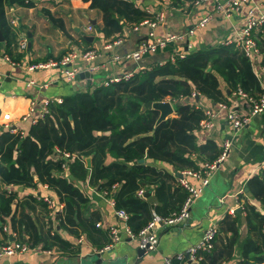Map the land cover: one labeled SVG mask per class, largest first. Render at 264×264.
Returning a JSON list of instances; mask_svg holds the SVG:
<instances>
[{"label":"crops","instance_id":"1","mask_svg":"<svg viewBox=\"0 0 264 264\" xmlns=\"http://www.w3.org/2000/svg\"><path fill=\"white\" fill-rule=\"evenodd\" d=\"M91 1L32 0V5L6 3L5 14L18 41L15 51L22 54L17 61L8 60L3 57L4 53L0 52V149L6 150L11 143V140L6 138L7 132L19 133L25 137L33 125L42 119L32 121L24 118L32 100L49 99L51 103L61 104L65 96L92 91L105 79L122 77L126 73L137 72L168 60L174 62L175 60L170 59L172 54L184 53L186 56L199 49L224 44L225 38L232 36L243 26L250 8L256 6L257 11H264V0H250L230 15L217 11L213 0L198 3L196 0H128L144 12L155 13L160 8L163 9V20L153 27L145 21L147 17L136 23L137 20L127 19L118 11H114L115 18L119 19L120 29L109 25L112 32L107 34L104 29V11L99 6H91ZM208 14V22L204 26H198L199 21ZM12 18H16V24L12 22ZM89 25H92L91 29L88 28ZM263 31L264 27L255 30L260 53L250 58L257 77L256 84L259 82L262 88L261 91L251 88L257 91L254 94L264 90V39L261 38ZM171 33H176L179 37L157 51L144 53L140 59H115L116 55L123 56L148 42L155 41L159 36ZM86 34L93 37L85 38ZM23 36H26L29 42L25 50H21L19 46V40ZM116 39L120 41L114 42ZM4 41V32L0 28L2 50ZM109 42H113L111 47H108ZM72 49L78 51V56L70 66L79 69L73 79L64 77L55 66L30 68L37 62L58 60ZM89 49L96 51L97 55L92 63L100 65L97 73L88 69V61L83 57V53ZM211 68V65L207 67ZM212 70L218 78L223 97L227 98L230 106L248 114L251 108L249 99L236 93L237 89L232 90L224 76L217 70ZM87 71L92 76H88ZM31 80H34V83ZM59 98L62 99L61 102L57 101ZM164 100H170L174 106V112L167 118L177 115V106L183 102H195L204 110L206 106L214 107L218 103L200 92L182 99L168 96ZM146 108L153 107L145 102L142 109ZM6 112L10 113L9 127L4 125L7 121L3 117ZM158 112L160 114V110ZM70 119H73L72 115ZM96 133L102 134L103 131L97 130ZM193 133L198 146L209 144L201 153L199 150L191 153L195 160L193 167L198 165L199 168L216 155L214 160L217 159L226 140L230 141L228 155L213 171L209 184L204 187L192 206L187 223L162 226L157 246L141 254L139 238L128 234V218L124 219L117 214V203H112V200L117 202L115 194L120 191L122 184L117 182L112 189L106 191L93 182V167L98 162L94 153L83 154L80 158L82 164H77L75 159H67L59 148L54 147L45 158V161L64 160L62 170L53 173L65 177L86 198V203H82L80 207L78 224L71 225L65 218L66 200L61 201L57 193L60 184L39 180L36 175L35 185L4 181L2 171L7 172L6 168L11 166L20 167V161H17L20 148L17 144L13 149L11 161L4 162V167L0 166V211L5 220L3 228L0 229V244L22 238L27 243L32 241L34 245H29L30 248L25 252L0 258V264H81L79 261L84 264H163L166 256L172 257L177 264H197L194 261L202 259V256L191 260L190 249L201 243L206 229L212 226L218 228L214 236V248L207 252L202 251L204 259L201 264H219L221 261L226 264H264V225L262 226L259 216L255 214L260 212L264 215V193H257L264 191V166L260 165L264 158V112L254 115L246 125L238 129L230 126L221 112L214 117L211 126L201 129L199 122ZM140 159L139 162H148L162 171V181H144L143 193L136 191V197L144 202L143 205H131L126 201L125 193L121 196V203L135 207L132 214L135 225L147 219L153 209L166 214L181 206L186 189L181 186V176L177 172L192 167L184 166L181 170L167 161L146 156L143 161ZM116 160L117 158L108 152L102 162L104 165H110ZM29 170L33 172L34 165H30ZM150 176L155 178L154 174ZM189 179L195 184L199 183L193 176H189ZM160 183L165 186L159 188ZM45 197L54 199L58 208L52 210ZM22 219H27V223H20ZM97 222L101 225L95 224ZM112 225L118 227L121 239L111 248L100 252L98 249L111 241L108 229ZM36 230L42 233L39 238L35 235ZM47 234H58L70 242V247L75 251L57 243L47 246L46 243L53 241L52 238L44 239ZM98 253H101V256ZM180 256L182 258H179ZM100 258L102 262L97 263ZM256 258H262V262H257Z\"/></svg>","mask_w":264,"mask_h":264},{"label":"trees","instance_id":"2","mask_svg":"<svg viewBox=\"0 0 264 264\" xmlns=\"http://www.w3.org/2000/svg\"><path fill=\"white\" fill-rule=\"evenodd\" d=\"M15 2L32 5V0H0V28L5 36L4 48L0 49V52L9 54L12 59L18 61L22 53L15 51L18 42L16 33L11 28L5 14L6 3ZM91 6H99L104 11V29L107 34L112 32L109 25L115 26L117 30L120 29L119 19L115 18L114 11H118L127 19L137 20L136 23L145 17L155 18V13L144 12L128 0H92ZM261 27H264V24ZM254 37L258 44L255 31ZM261 38L264 39V31L261 33ZM209 65L211 69H207ZM212 69L224 76L232 90L241 88L249 95L256 97L261 93L254 94L262 88L259 82L256 84L255 78L257 77L250 57L235 43H224L208 49H199L177 58L174 62L168 60L162 64H154L134 72L129 77L111 81L107 85L101 83L92 91L76 92L65 96L61 104L51 103L50 113L39 119L25 137L20 136L19 133L7 132L6 138L10 139L11 143L6 150L0 149L2 158L0 166L4 167L3 165H6L4 162L11 161L13 149L19 144L20 154L17 161H20V167L6 168L8 173L2 171L4 181L35 185L34 176L36 175L39 180L48 181L50 184H60L61 186L57 187V193L61 201L66 200V222L77 225L80 207L82 203H86V198L65 177L53 173V171L62 170L64 160L47 161L46 159L45 161V158L54 147L62 152L79 151L77 153L81 156L75 158L77 164H82L80 158L83 154L94 153L98 162L93 167V182L97 183L101 190L106 189V191L112 189L117 182L122 184L120 191L115 194L117 201L115 205L116 208L124 209L128 213V226L135 234H138L153 217L154 212L169 215L179 210L185 200L179 208L166 214L153 209L147 219L135 225L132 216L135 207L121 203V196L125 193L126 201L131 205H143L144 202L136 197V191L145 189L142 186L144 181L148 183L157 179L162 181V171L148 162L138 160L146 156V158L170 162L175 168L182 170L184 166H192L195 163L191 157L194 150H199L201 153V150L209 146V144L198 146L195 142L196 136L193 131L206 117V111L197 103L179 104L177 115L163 120L158 125L155 124L159 114L158 110L142 109V107L150 100H164L168 96L182 99L191 97L194 92H200L213 101H228L223 97L224 93ZM251 88L259 90L254 91ZM70 115L73 116L72 120ZM97 130L103 133L98 134ZM108 152L117 160L110 165H104L102 161ZM215 157L206 162L213 161ZM30 165H34L33 172L29 170ZM197 166L190 168L198 169ZM150 174H154L155 178H151ZM101 178H107V180L103 181ZM159 185V188L165 186L163 183ZM257 193L261 195L264 191ZM187 194L186 189L185 198ZM46 204L48 206L47 202ZM1 213L0 211V229L5 224ZM255 214L259 216L263 226L264 215L260 212H255ZM27 221V219H22L20 223H27ZM35 235L39 238L42 233L36 230ZM48 238H52L53 241L50 244L46 243L47 246L57 243L61 247L75 251L70 247L71 243L58 234H47L44 239ZM21 240L26 242L22 238L17 241ZM27 240L29 241V238ZM29 243V245H34L32 241ZM202 251L209 250H197L196 255L202 256V259L194 261L197 264H201L204 259ZM256 261L262 262V258H256ZM175 263L177 264L176 261Z\"/></svg>","mask_w":264,"mask_h":264},{"label":"built area","instance_id":"3","mask_svg":"<svg viewBox=\"0 0 264 264\" xmlns=\"http://www.w3.org/2000/svg\"><path fill=\"white\" fill-rule=\"evenodd\" d=\"M204 0H196V2H202ZM250 0H213L215 9L221 13L226 15L232 14L234 11L239 9L242 5L248 3ZM164 10L159 9L155 11V18L154 19H146L145 21L149 23L151 26H155L160 20H163L164 17ZM210 19V15H206L202 18L198 26H204L208 20ZM12 22L16 24V18H12ZM264 24V11H257L256 6H253L248 11V17L243 24V26L238 29L232 36L227 37L224 39V43H235L239 45L245 52L247 56L251 59L260 53L259 46L256 42L254 37V31L257 28H260ZM89 29L92 28V25L88 26ZM179 36L176 33H171L166 36H159L155 41L148 42L143 46L139 47L137 50L129 52L123 56L116 55L115 59H127V58H134L140 59L141 56L146 52H154L157 51L159 48L165 46L168 42L177 39ZM120 39H116L114 42H119ZM113 42H109L108 47H111ZM28 38L23 36L19 40V46L21 50H25L28 47ZM96 51L94 49L86 50L83 53V57L88 61L89 70L92 73H97L98 69H100V65L92 63V60L96 57ZM78 56V51L76 49L69 50L65 53L60 59L54 60L50 59L48 61H41L30 66L31 69L40 68V67H48V66H55L60 69V72L64 77L67 79H73L79 72L78 67L70 66L74 60ZM184 53H175L170 56V59L176 60L177 58L184 57ZM3 57L11 60L12 58L10 55L4 53ZM134 73V72H133ZM132 72L124 74L122 77H112L109 79L104 80V84H109L111 81L120 80L123 77H129L133 74ZM34 83V80H31ZM197 92L193 94L196 95ZM236 93L246 96L250 103L251 108L248 114L243 113L240 109L231 107L229 102L219 101L214 107L206 106V117L203 118L200 122L201 129H206L212 125L213 119L216 115L220 114L221 112L224 113L227 122L235 129L241 128L246 125L250 119L259 113L264 112V90L256 97L249 95L246 91L239 88ZM57 101L61 102L62 99L59 98ZM50 103L51 100H37L34 99L31 102L29 111L24 115L25 119H30L32 121H36L39 118H43L45 115L50 113ZM39 106V107H38ZM7 121L4 122L5 127H9V119L10 113L6 112L3 116ZM230 147V141L226 140L223 145V149L221 154L218 156L217 159L206 162L202 165V167L198 169L188 168L182 171L183 176L180 178L181 183L186 187L188 190V194L179 210L172 212L169 215H160L158 213L153 214V217L149 220V222L141 229L138 234H135L130 228H128V234L130 236H136L139 238L140 246L147 248V249H154L159 240V230L162 226H177L186 224L191 216V209L193 206L194 201L196 198L200 196L204 187L209 184L210 177L213 171L217 168V166L222 162L226 156L228 155ZM63 156L67 159H75L80 154L76 152H69L63 151ZM261 166H264V158L260 162ZM189 176H193L199 180L198 184H195L190 181ZM144 189H140L139 193L142 194ZM48 201L49 206L52 210H56L58 208V203L50 198L45 197ZM112 203L115 204V201L112 200ZM51 210V213H52ZM117 214H119L124 219L128 218V213L124 209L116 208ZM98 226L101 225L100 222L96 223ZM109 233L111 235V241L108 242L106 245L98 249V251L102 252L106 249L111 248L114 243L121 239V234L117 226L112 225L109 227ZM218 228L215 226L209 227L206 229L205 234L201 243L198 246L192 247L190 249L189 255L191 260H197L199 257L196 255L198 249L210 250L214 246V236ZM83 236H81L82 238ZM30 248L27 242L21 241H6L0 244V258L5 256H12L19 252H25ZM179 258H182L180 256ZM163 264H175L174 259L172 257L166 256L164 257ZM220 264H226L225 261H222Z\"/></svg>","mask_w":264,"mask_h":264},{"label":"water","instance_id":"4","mask_svg":"<svg viewBox=\"0 0 264 264\" xmlns=\"http://www.w3.org/2000/svg\"><path fill=\"white\" fill-rule=\"evenodd\" d=\"M85 38H89L91 39L93 36L91 35H84ZM86 74L88 76H92V74L87 71ZM82 75V74H81ZM146 105H149L150 107L156 108L158 110H160V114L159 117L156 121V124L160 123L161 121H163L164 119H166L169 115H171L174 112V106L172 104V102L170 100H156V101H147ZM144 159L141 158L140 161H143ZM177 174H179L181 177L183 176L182 172H177ZM146 250H148L147 248L141 247L139 250V253H143ZM99 256H101V253H98ZM78 258V257H76ZM77 260V259H76ZM81 264H84V262L79 261ZM97 263L102 262V259L100 258V260L96 261Z\"/></svg>","mask_w":264,"mask_h":264},{"label":"rangeland","instance_id":"5","mask_svg":"<svg viewBox=\"0 0 264 264\" xmlns=\"http://www.w3.org/2000/svg\"><path fill=\"white\" fill-rule=\"evenodd\" d=\"M197 199H198V198H196V200L194 201L193 205L196 203Z\"/></svg>","mask_w":264,"mask_h":264}]
</instances>
